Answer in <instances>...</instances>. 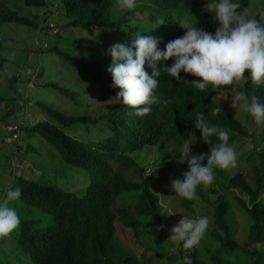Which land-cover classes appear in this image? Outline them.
Segmentation results:
<instances>
[{
	"label": "trees",
	"instance_id": "obj_1",
	"mask_svg": "<svg viewBox=\"0 0 264 264\" xmlns=\"http://www.w3.org/2000/svg\"><path fill=\"white\" fill-rule=\"evenodd\" d=\"M51 1L23 0L26 6L35 7H44ZM146 1L155 3L163 11L164 16L158 19V23L157 19L136 18L132 11L112 17V0H58L59 10H62L67 22L56 35L59 36L71 27L87 35L88 38L84 36L85 40L81 41H86L90 45L86 46L85 52L76 54L62 51L56 46L49 47L47 51L55 52L59 57L68 60L74 68L86 73L108 93L111 102L108 109L94 115L86 113L71 115L37 101V105L49 119L30 124L27 129L55 146L64 161L85 169L88 172V183L82 193H76L41 178L34 180L21 175L17 177L15 188L21 191L19 200L48 212L51 219L50 225L37 226L34 229L29 225L30 220L21 222L16 244L26 257L18 261V264H145L131 254L125 255L115 243V221L132 228L135 233L138 229L136 216L154 218L158 226H163L159 196L152 191L149 181L155 175L159 180L167 178L170 167L163 163L161 164L163 170L146 175L145 169L137 165L131 153L147 145H154L164 137L170 138L176 145H182L185 139L191 138L202 148L210 150V147L219 141L215 136L209 138L212 142L210 145L203 141L201 131L195 127L198 112L203 113L210 124L234 132L229 136V144L239 135L246 134L242 123L226 106L214 100L215 89L229 90L233 84L215 89L209 85L205 92H201L188 82L200 78L181 71V78L188 81L180 82L162 72L157 77L159 82L155 89L161 103L151 105V112L144 116L135 115V109L124 105L116 97L119 89L112 86V76L107 71L111 65V56L107 54L105 43L108 39L129 43L137 34L153 36L159 40L158 49L165 50L169 41L182 37L186 32L171 13L183 3L190 2L194 5L188 12L190 15L188 26L194 25L196 28L215 33L213 14L203 9L209 0ZM238 2L241 10L249 4V0ZM261 13H264V2L253 16L264 25ZM0 15L6 20L37 26L26 17L7 16L3 11ZM160 21L164 23L159 24ZM3 62L0 59V67ZM172 63L173 59L161 60L157 62V67L163 68ZM145 69L151 74L152 69L147 64ZM244 77L246 89H251L252 96L264 103V83L252 84L248 72ZM43 85H54L60 93H69L72 98L78 96L76 95L78 93L54 83L47 82ZM165 101L167 103H164ZM217 106L221 107L222 111L212 116L211 111ZM77 124L84 125L87 131L92 129L91 126L102 127L96 137L85 140L75 138L66 131L70 126ZM260 158L261 166L254 168L255 173L251 181L242 172L230 176L220 187L212 205L213 230L210 237L219 242L225 253L229 254L238 244L230 235L227 219L229 204L224 193L229 189H238L241 194L248 197V204L237 198L252 221L245 239L246 245H240L243 258L239 264H264V248L248 250L244 247L264 243V198L260 197L264 186V155H260ZM181 164L183 172L180 179H183L188 164L186 162ZM214 171L218 179L224 177L217 168ZM135 174L138 180H132ZM130 192L136 193L132 199L119 198L122 194ZM196 195L203 201H208L201 185L197 187ZM180 203L188 208L190 213L194 212L192 200L180 197ZM179 247L184 249L183 242L179 243ZM185 256L191 259L192 264H200L196 246L192 250H186L182 256V264ZM210 258L216 264L220 262L215 253H211Z\"/></svg>",
	"mask_w": 264,
	"mask_h": 264
},
{
	"label": "rangeland",
	"instance_id": "obj_2",
	"mask_svg": "<svg viewBox=\"0 0 264 264\" xmlns=\"http://www.w3.org/2000/svg\"><path fill=\"white\" fill-rule=\"evenodd\" d=\"M263 2L264 0H249L246 8L251 16L260 10ZM57 3L58 0H52L44 7H35L26 6L23 0H0V14L3 11L7 16L26 17L37 24L36 27L25 25L6 20L0 15V59L4 61L0 67V199L4 197L7 188L15 189L19 175L34 180L41 178L76 193H82L88 183V172L85 169L64 161L55 146L27 129L30 124L49 119L37 105V101L71 115L84 113L94 115L108 109L111 102L108 93L86 73L74 68L68 60L59 57L55 52L47 51L49 47L56 46L62 51L76 54L85 52L86 46L90 45L86 41H81L85 40L84 36L88 38L87 35L71 27L59 36L56 35L61 26L67 22ZM111 5L112 17L132 11L136 18L157 19L156 23H158V19L164 16L160 7L146 0H136V7L132 10L121 9L117 0H112ZM193 5V2L183 3L171 14L181 25H188L190 19L188 12ZM203 9L206 7L204 6ZM218 26L219 22L213 19V32ZM117 42L108 39L105 42L106 51ZM93 49H95L94 45ZM11 53H15V57L10 61L7 57ZM5 65L8 66L10 75L5 74ZM245 81L244 77L239 82L233 83L231 89H215L214 92V100L226 106L228 111L242 123L246 134L239 135L230 143L238 153L237 166L227 170L217 168L224 177L218 179L214 171L213 183L208 186L201 185L203 194L210 204L197 196L198 199L192 200L194 212L190 213L188 208L180 203V196L175 194L172 188L171 182L182 176L179 150L183 144L176 145L170 138L164 137L154 145H147L131 153L137 165L145 169L146 175L163 170L161 166L163 163L170 169L167 178L159 180L155 175L149 181L152 191L159 196L164 220L162 230H156L158 224L154 218L142 215L136 216L137 233L132 228L115 221L114 241L125 255L131 254L145 264H182V256L186 249H180V242L169 239L171 229L183 219V216L187 218L207 216L210 220L209 227L204 238L196 246L199 263L216 264L210 258L211 253L218 255L220 261L218 264L240 263L243 258L240 245L245 244L252 221L237 198L248 204V197L241 194L238 189H229L224 193L229 204L227 219L230 235L238 244L234 251L226 254L221 244L210 237V232L213 230L212 205L220 187L237 172H242L251 181L255 173L254 168L261 166L260 155H264V123L257 124L239 104L236 109L231 107L232 96L237 93H244L249 100L253 98L251 89H246ZM47 82L76 92L78 96L72 98L69 93H60L54 85H43ZM14 122L21 126L20 136L17 140L7 143L4 140L5 126ZM91 127L92 129L87 131L84 125L77 124L70 126L66 131L75 138L86 140L96 137L102 126ZM226 130L229 136L234 134ZM189 140L195 142L190 145L193 154H210V150L202 148L197 141L191 138ZM132 180H138L137 174ZM135 194V192L124 193L119 198L129 200ZM260 197L264 198V186ZM12 206L16 208L21 222L30 220L29 225L32 229L51 224L50 214L36 205H27L18 200ZM19 233L20 226L9 236L0 238V264H18V261L26 257L16 244ZM244 247L248 250L262 249L264 243Z\"/></svg>",
	"mask_w": 264,
	"mask_h": 264
},
{
	"label": "clouds",
	"instance_id": "obj_3",
	"mask_svg": "<svg viewBox=\"0 0 264 264\" xmlns=\"http://www.w3.org/2000/svg\"><path fill=\"white\" fill-rule=\"evenodd\" d=\"M117 3L121 9L132 10L136 7V0H117ZM205 7L214 14L213 19L219 22L214 34L194 25L182 24L180 26L186 29L185 34L169 41L165 50L158 49V38L141 34H137L129 43L117 42L108 48L111 65L107 71L111 73L112 86L119 89L116 97L124 105L135 109V115L149 114L151 105L161 103L155 89L159 82L157 77L162 72L180 82L188 81L181 78V71L200 78L188 82L201 92H205L209 85L215 89L239 82L244 79L246 72L250 73L252 84L264 83V25L251 16L247 8L241 10L238 0H209ZM261 16L264 18V13ZM14 57L15 53H11L7 58L11 61ZM169 59H173L170 66L157 67L158 61ZM146 64L152 69L151 74L146 71ZM4 72L10 75L7 65ZM238 104L257 124L264 123V103L256 97L249 101L244 93H237L232 96L231 107L236 109ZM221 111V107H214L211 115L216 116ZM195 127L201 131L205 143L210 145L212 142L209 138L213 136L219 142L210 147V154H193L190 145L195 142L185 139L179 152L180 161L188 164V170L183 173V179H174L171 184L175 194L187 200L198 199V186L213 183L215 168H235L238 162V153L228 143L229 133L226 129L210 124L200 112L196 114ZM20 196L19 188L9 187L0 199V238L9 236L20 226L18 212L12 206ZM209 223L207 216H183L171 229L169 239L183 242L186 250L192 249L206 235ZM162 227L157 226L156 230ZM184 264H192L191 259L185 256Z\"/></svg>",
	"mask_w": 264,
	"mask_h": 264
},
{
	"label": "built area",
	"instance_id": "obj_4",
	"mask_svg": "<svg viewBox=\"0 0 264 264\" xmlns=\"http://www.w3.org/2000/svg\"><path fill=\"white\" fill-rule=\"evenodd\" d=\"M20 130H21V126L17 122L6 125L5 126L6 135L4 136V140L7 143L17 140L20 136Z\"/></svg>",
	"mask_w": 264,
	"mask_h": 264
}]
</instances>
